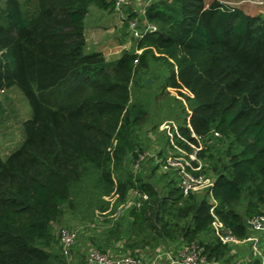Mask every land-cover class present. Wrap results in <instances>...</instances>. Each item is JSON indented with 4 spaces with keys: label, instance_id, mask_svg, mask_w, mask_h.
I'll return each instance as SVG.
<instances>
[{
    "label": "trees",
    "instance_id": "obj_1",
    "mask_svg": "<svg viewBox=\"0 0 264 264\" xmlns=\"http://www.w3.org/2000/svg\"><path fill=\"white\" fill-rule=\"evenodd\" d=\"M91 6L110 12L116 0H6L0 6V93L18 87L33 111L22 146L6 160L0 156V264H51V226L61 222L79 186L99 173V194L112 192L111 169L136 149L131 87L154 53L178 66L176 73L171 65L168 87L191 94L182 95L191 103L190 127L173 138L189 152L200 149L197 158L209 161L214 186L209 199L185 197L176 186L161 198L144 182H119L117 190L122 201L133 189L147 197L131 215L135 223L153 222L158 239L196 243L209 262L229 263L231 248L202 237L212 230L213 201L215 215L239 239L247 238L248 221L262 215L264 13L220 0H156L145 22L158 29L138 39L142 54L124 50L108 61L102 52H87ZM197 56L203 58L198 64L191 60ZM210 135L221 143L217 154L201 146ZM245 192L260 198L250 200L246 219L236 210Z\"/></svg>",
    "mask_w": 264,
    "mask_h": 264
},
{
    "label": "rangeland",
    "instance_id": "obj_2",
    "mask_svg": "<svg viewBox=\"0 0 264 264\" xmlns=\"http://www.w3.org/2000/svg\"><path fill=\"white\" fill-rule=\"evenodd\" d=\"M212 1L214 0H207V3ZM220 1L241 8L251 15L264 13V0ZM5 2L6 0H0V6H4ZM147 2L148 0H131L129 4L130 14L139 18L142 26L146 18L142 11L147 7ZM100 15L105 18L109 16L108 25H100L101 29H116L115 40L119 42V47L114 50L116 54L113 53L110 56L109 53L106 54L107 60L116 59L117 53L120 54L125 49V45L129 51L136 53L138 39L132 36L128 30V23L124 24L120 14L115 10L109 12L91 6L85 20V28L88 33L90 28L98 25L97 17ZM156 27L158 29V26ZM90 52H95V48ZM154 56L149 55L147 66L140 69L131 87L129 108L132 119H139L138 125L133 129L135 153L130 154L119 168L111 169L115 187L110 194L100 195L97 191L99 173H92L86 178L85 183L79 186L71 203L64 208V216L59 223L76 230L79 242L70 257L66 258L60 249L59 224L51 226L54 239L51 247L48 248V252L52 256L51 264H87L91 252L98 250L103 253H111L117 248H120L122 253L129 251L141 257L145 264H156L159 262L158 252L160 249L175 253L184 242L180 238L176 240L158 239L157 232L152 234L153 226L155 227L153 222H148L147 225L135 223L131 215L132 210L136 207L140 209L142 202L148 199L146 196L142 198L138 190L133 189L127 199L122 201L117 190V183L122 182L126 185H129V182L135 185L143 182L149 183L163 198L171 187H178L179 174L183 169H186L188 163L193 161L192 159H195L194 163L197 162L201 169L196 173L198 177L209 182L215 181L216 176L209 168V161L201 158H197L199 160L197 161L195 158L200 149L195 146L191 148L192 152H189L177 145V140L173 138L180 128L190 127L191 103L182 95L190 96L191 94L184 88L178 90L168 87L172 74L171 65L174 62L158 58L160 57L158 53H154ZM201 57H191V60L198 64V59H203ZM174 67L178 73V66L174 65ZM0 102L3 106V111H0V156L6 160L22 146L25 139L24 123L32 117L33 111L29 100L18 87L1 94ZM181 142L187 145V140ZM201 146L209 147L212 153L217 154L221 143L216 135H210L201 141ZM195 196L200 199H209L207 191H202ZM258 199H260L259 196L251 198L245 192L236 206V210L246 219L250 200L257 202ZM258 203L261 211L264 212V202ZM169 218L175 223L179 222L176 218ZM250 221H248V236L251 233ZM181 223L183 224V222ZM211 232L203 236L202 239L212 242L214 240L213 229ZM249 247L246 245L231 248L229 256L233 258L227 264H238L239 261L249 258ZM158 264H170V262L166 259L161 260ZM220 264H224V262Z\"/></svg>",
    "mask_w": 264,
    "mask_h": 264
},
{
    "label": "built area",
    "instance_id": "obj_3",
    "mask_svg": "<svg viewBox=\"0 0 264 264\" xmlns=\"http://www.w3.org/2000/svg\"><path fill=\"white\" fill-rule=\"evenodd\" d=\"M156 0H148L146 8L153 5ZM131 0H116L115 11L120 14L123 23H128V30L132 36L136 39H142L147 33H153L157 31V27L148 23L147 21L142 24L139 18L135 17L131 19L129 12V4ZM146 8L142 11V14L146 16ZM141 51H137L138 55L142 54ZM138 63V61H136ZM3 93V92H2ZM0 93V95L2 94ZM172 133L170 132V135ZM176 134V133H175ZM179 136V132L177 134ZM197 160V155H196ZM193 161L195 159H192ZM200 167L195 168L194 164L188 163L186 169H183L179 174L178 187L182 191L185 197H189L192 194H198L202 191H207L211 194V189L214 186V182L205 181L198 177L196 173L199 172ZM212 199V196H211ZM212 216L214 221L212 223V229L214 236L224 245L229 248L249 245L250 256L247 259L241 260L238 264H264V212L259 217L252 219L249 223L250 235L245 239H239L233 233V231L226 227V225L215 215V208L217 203L212 202ZM60 231V249L66 258H69L73 252V249L79 242L78 232L71 227L59 224ZM120 249V248H119ZM118 248L111 253H103L100 251L91 252L87 264H145L144 260L126 251L120 252ZM159 262L161 260H169L170 264H220L218 262H209L204 255V250L196 243H183L182 247L177 252H166L160 249L158 252ZM157 262L156 264H158Z\"/></svg>",
    "mask_w": 264,
    "mask_h": 264
},
{
    "label": "crops",
    "instance_id": "obj_4",
    "mask_svg": "<svg viewBox=\"0 0 264 264\" xmlns=\"http://www.w3.org/2000/svg\"><path fill=\"white\" fill-rule=\"evenodd\" d=\"M97 19H98L97 22H99L98 25L96 27L90 28L89 33L87 30L85 32L86 40H87V52L91 53L90 51H92L93 48H95V52H102L105 55V57H107L106 54L109 53V56H110V54L115 53L114 50H116L119 47L118 46L119 42L115 40L116 29L114 30H110L109 28H107V30L101 29L102 25H105V24L108 25L109 16L108 18H105L104 16L100 15L97 17ZM124 50H129L128 48H126V45H125ZM123 51L120 54L118 52L117 58L114 60H117L121 56ZM114 60H110V61H114Z\"/></svg>",
    "mask_w": 264,
    "mask_h": 264
}]
</instances>
